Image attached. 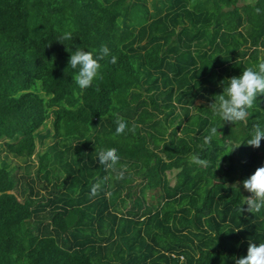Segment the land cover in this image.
<instances>
[{"label":"trees","instance_id":"obj_1","mask_svg":"<svg viewBox=\"0 0 264 264\" xmlns=\"http://www.w3.org/2000/svg\"><path fill=\"white\" fill-rule=\"evenodd\" d=\"M101 45L103 78L81 89L70 52ZM261 57L264 0H0V139L26 162L0 166V264H235L264 243V209L241 213L236 186L264 165V139L247 145L264 95L236 124L210 107ZM108 148L122 180L98 162Z\"/></svg>","mask_w":264,"mask_h":264},{"label":"clouds","instance_id":"obj_2","mask_svg":"<svg viewBox=\"0 0 264 264\" xmlns=\"http://www.w3.org/2000/svg\"><path fill=\"white\" fill-rule=\"evenodd\" d=\"M255 11L256 14H260L261 9L257 8ZM71 39L72 33L70 31L64 32L59 37V41ZM70 53L68 66L70 65L72 69H78V73L75 75L74 79L81 89H87L93 85L94 80L103 78L100 74L101 64L99 61L109 56L110 49L107 45L100 46L95 58L92 52L85 51L79 47H77L74 52ZM117 59L116 56H111L110 63H117ZM228 80V86L223 89V94H220L218 101H214L210 107L214 118L219 117L223 122L236 124L246 120L249 109L253 108L257 97L264 95V57L259 59L257 68H246L240 76L232 77ZM97 91H99L98 88ZM113 117L114 123L117 125L115 129L117 135H123L126 131L135 134L138 125L133 124L132 127L129 128L128 122L119 113H113ZM217 129L218 128L215 126L210 128V133L204 137V144H209L211 142L212 138L218 132ZM262 139H264V127L259 123L254 124L251 138L248 139L247 145L258 149ZM119 161L120 156L116 148L101 149L98 152L99 164L115 172L116 180L124 179L127 170L126 165H121L120 169H117L116 166ZM191 162L197 166H206L208 163L207 160L201 159L196 155L192 156ZM110 179H112L111 176L98 178L91 186L89 198L91 199L97 196L102 190L103 185ZM239 183H242L243 189L250 193V195L243 197V205L246 204L247 208L241 207L240 212L253 214L261 212V210L264 209V165L258 167L249 178L244 179L242 182H238L236 185L238 190ZM235 264H264V243H259L257 246L256 243L249 242L247 255L235 258Z\"/></svg>","mask_w":264,"mask_h":264},{"label":"rangeland","instance_id":"obj_3","mask_svg":"<svg viewBox=\"0 0 264 264\" xmlns=\"http://www.w3.org/2000/svg\"><path fill=\"white\" fill-rule=\"evenodd\" d=\"M151 1V0H149ZM151 9L152 6H150ZM40 84V82H39ZM40 94L42 96H45L44 92L43 91H39ZM53 124H52V118H50L48 121H47V124L43 127H41L40 129V132H42V136L43 137H37V151L36 153H41L43 152L48 145H50L53 141H52V136L49 135V132L47 129H52L53 127ZM53 133V132H51ZM8 163L9 165L11 166H15L20 164V167L18 168L19 169V172L20 173H26V162L23 158H19V157H16V156H13L11 153H9L7 151V149L5 148V146L3 145V140L0 139V166H2L3 164H6ZM33 163L34 165H37V154L34 155V160H33ZM35 168V167H34Z\"/></svg>","mask_w":264,"mask_h":264}]
</instances>
